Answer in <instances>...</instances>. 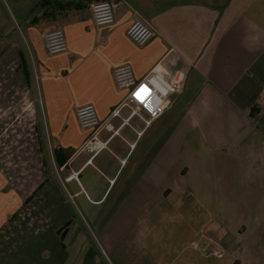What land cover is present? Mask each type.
<instances>
[{"label":"crops","instance_id":"obj_1","mask_svg":"<svg viewBox=\"0 0 264 264\" xmlns=\"http://www.w3.org/2000/svg\"><path fill=\"white\" fill-rule=\"evenodd\" d=\"M95 1L0 0V264L18 251L32 263L19 234L37 203L62 207L68 196L89 218L108 217L105 231L121 222L122 243L141 225L149 235L163 201L226 203L264 173V0H114L116 21L104 26ZM136 18L155 30L144 46L126 33ZM59 27L68 50L49 54L44 33ZM124 62L139 79L156 66L178 92L140 89L146 101L125 109L138 114L91 158L76 108L110 115L128 93L113 78ZM220 231L205 229L204 243L228 245Z\"/></svg>","mask_w":264,"mask_h":264},{"label":"rangeland","instance_id":"obj_2","mask_svg":"<svg viewBox=\"0 0 264 264\" xmlns=\"http://www.w3.org/2000/svg\"><path fill=\"white\" fill-rule=\"evenodd\" d=\"M59 187L65 193L63 185L59 183ZM229 190L235 197L226 203L220 202L221 198L181 206L163 201L158 211L166 213L147 221L149 235H141V225L122 243L118 241L123 231L121 222L105 231L108 217L93 220L65 196L69 203L62 207L56 202L35 204L38 214L30 230L24 229L19 238L22 236V245L32 243V251L27 253L31 264H264V173L247 187ZM193 192L196 195L197 191ZM175 195L186 196L183 191ZM63 211L67 218L60 213ZM68 220L75 221L74 232L61 240L57 230ZM79 225L82 232L74 234ZM218 228L222 230L220 239L231 240L230 245H217L223 251L220 258L209 253L202 235L205 229ZM25 256L26 251H18L5 264H26Z\"/></svg>","mask_w":264,"mask_h":264},{"label":"built area","instance_id":"obj_3","mask_svg":"<svg viewBox=\"0 0 264 264\" xmlns=\"http://www.w3.org/2000/svg\"><path fill=\"white\" fill-rule=\"evenodd\" d=\"M91 14L93 22L96 26L112 25L115 23V1L100 0L91 3ZM126 33L128 37L138 46H144L155 35V30L144 20L133 19L128 26ZM44 41L47 52L49 54H57L68 50V43L65 30L63 28H55L44 33ZM113 78L118 89L127 90L126 97L116 105L110 115L105 119H101L98 115L94 104L88 103L76 108V117L80 128L91 129V133L87 138L86 144L93 150L92 156L109 147L110 140L117 134L124 125H128L133 116L138 114L137 107H130V112L125 113V109L130 106V102L139 100L146 101V96L139 94L140 89L150 88L157 90L165 95H171L178 92L175 84L169 81L156 66H153L144 77L137 78L134 68L130 62H124L113 68ZM147 91V90H146ZM114 119L121 121L118 127L113 124ZM109 135L102 137L103 132ZM91 158L87 161L90 162ZM73 173L67 177L72 179ZM210 254L220 258L223 251L214 241L205 242Z\"/></svg>","mask_w":264,"mask_h":264},{"label":"water","instance_id":"obj_4","mask_svg":"<svg viewBox=\"0 0 264 264\" xmlns=\"http://www.w3.org/2000/svg\"><path fill=\"white\" fill-rule=\"evenodd\" d=\"M72 220L66 221L59 229L57 230V233L60 235L61 240L65 239V236L67 234V228L68 225L71 223Z\"/></svg>","mask_w":264,"mask_h":264},{"label":"flooded vegetation","instance_id":"obj_5","mask_svg":"<svg viewBox=\"0 0 264 264\" xmlns=\"http://www.w3.org/2000/svg\"><path fill=\"white\" fill-rule=\"evenodd\" d=\"M73 226H76V223H75V221L74 220H72L71 221V223L68 225V227H66L67 228V234H66V236L69 234V232H71L70 230H71V228L73 227ZM81 229V226L79 225L78 227H76V230H80ZM74 232V231H73ZM60 236V235H59ZM65 236V237H66Z\"/></svg>","mask_w":264,"mask_h":264},{"label":"trees","instance_id":"obj_6","mask_svg":"<svg viewBox=\"0 0 264 264\" xmlns=\"http://www.w3.org/2000/svg\"><path fill=\"white\" fill-rule=\"evenodd\" d=\"M55 159H56L57 163L59 165H61L65 161L66 156L60 157V155L58 154V152L55 151Z\"/></svg>","mask_w":264,"mask_h":264}]
</instances>
